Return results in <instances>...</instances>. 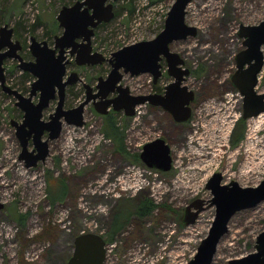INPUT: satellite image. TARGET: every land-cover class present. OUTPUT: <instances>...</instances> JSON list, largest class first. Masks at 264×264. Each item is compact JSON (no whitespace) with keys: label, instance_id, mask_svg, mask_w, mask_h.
I'll use <instances>...</instances> for the list:
<instances>
[{"label":"rangeland","instance_id":"obj_1","mask_svg":"<svg viewBox=\"0 0 264 264\" xmlns=\"http://www.w3.org/2000/svg\"><path fill=\"white\" fill-rule=\"evenodd\" d=\"M74 1L0 0V26L8 22L16 27L19 34L14 38L28 47L32 35L53 42L62 32L56 20L59 10ZM174 2L117 0L118 15L97 29L94 49L110 57L125 45L155 38ZM262 20L264 0H192L186 22L198 32L171 43L190 69L184 83L196 93L190 104L192 114L178 122L168 110L148 102L138 105L132 116L123 110L110 112L125 132L129 154L118 151L104 135V115L89 104L85 124L64 122L60 137L51 141L46 161L26 167L19 159L22 147L10 123L21 121L23 111L0 83V196L4 204L0 209V264H68L74 239L84 232L98 233L107 241L104 264H188L209 234L216 214V206L208 203L213 197L206 188L208 179L216 171L222 172V183L235 180L242 187H255L264 179V113L247 119L245 137L236 143L233 133L243 116V95L232 81L236 55L244 48L239 27ZM17 63L12 58L5 61L6 84L28 96L24 88L31 83L23 81ZM110 69L109 62L79 68L73 61L68 73L77 70L84 81L95 85ZM172 80L163 77L160 86ZM151 82L150 73L126 74L122 80L135 95L147 94ZM69 88L65 107L85 98L80 82ZM256 90L264 92V65ZM38 98L39 93L33 100ZM56 106L57 99L52 100L44 110L45 119ZM158 137L171 145L173 161L168 171L133 157ZM47 170L52 171V181L66 178L69 187L67 197L54 204L47 196ZM146 199L155 204L152 211L136 213L135 206ZM199 199L205 209L195 223L186 225V207ZM13 210L25 214V221L18 222ZM127 211L132 215L124 228L108 240L114 216ZM263 230L264 201L238 211L212 264H229L255 251L256 238Z\"/></svg>","mask_w":264,"mask_h":264},{"label":"water","instance_id":"obj_2","mask_svg":"<svg viewBox=\"0 0 264 264\" xmlns=\"http://www.w3.org/2000/svg\"><path fill=\"white\" fill-rule=\"evenodd\" d=\"M116 0H79L73 5H63L56 18L63 33L56 36L55 45L46 40L40 41L31 36L29 49L34 60H26L20 54L22 43L14 38V27L9 23L0 26V83L3 91L16 98V106L23 111L21 121L12 119L15 135L21 144L20 160L26 167H36L45 162L50 154V141L59 138L64 122L69 125L83 126L84 112L90 102H94L96 111L105 115L112 106L115 111H124L127 116L136 113L140 104L152 103L168 110L178 122L187 121L191 114V103L195 91L184 82L190 69L180 53L172 51L174 41L195 36L197 27L186 22L187 7L192 0H175L165 19L163 30L153 39L142 40L125 45L114 51L108 58L112 67L106 77L100 76L96 84L97 91L89 83H84L86 97L75 107L66 108V88L70 84L82 81L77 71L68 73L70 57L75 56L78 65L103 63L107 58L103 53L93 51L92 37L95 28L108 23L115 17ZM239 36L244 39V48L236 55V70L232 81L243 95V118L264 113V92L256 90L259 73L264 65V20L258 24H241ZM166 57L168 73L174 77L164 94L134 95L129 86L121 83L125 74L132 76L151 73L156 81L161 75L160 60ZM18 60L22 71L31 73L35 79L29 95L6 84L4 62L6 59ZM118 92L108 99L112 92ZM39 93L37 102L33 97ZM58 98L54 112L49 118H43L51 100ZM46 132L48 136L45 138ZM32 140L34 147L29 148ZM140 158L151 168L168 171L172 168L171 147L163 137H158L143 145ZM222 172L216 171L207 181L213 197L209 205L216 206V214L209 234L201 241L197 253L188 264H212L221 238L229 230L232 217L243 209L251 208L264 201V179L255 187H242L235 180L222 183ZM203 200H197L186 207L184 222L195 223L205 209ZM4 206L0 196V209ZM194 207L195 210H191ZM104 237L94 232H84L74 239L73 252L68 264H104L107 255ZM229 264H264V230L257 236L255 251L242 257L229 260Z\"/></svg>","mask_w":264,"mask_h":264},{"label":"trees","instance_id":"obj_3","mask_svg":"<svg viewBox=\"0 0 264 264\" xmlns=\"http://www.w3.org/2000/svg\"><path fill=\"white\" fill-rule=\"evenodd\" d=\"M117 15H118V11H116V16ZM6 23H8V22H6ZM19 23L20 22H18V25H19ZM32 26L34 27L37 25L33 24ZM32 30L33 29H31V32H33ZM15 34H16L15 37L17 38L19 33L17 32L16 27H15ZM23 43H24L23 44L24 47L22 50H26L28 47L27 46L28 44L26 42H23ZM27 54H29V51H27V53H24L22 55L24 56V58H27ZM13 67H16V66L14 65ZM201 70H203V69L201 68ZM21 77L23 78L24 82H31L32 81L31 80L32 75L28 72H21ZM13 87L16 88L15 86H13ZM24 89H26V91H30L29 87H25ZM17 90L20 91L21 89L18 88ZM104 120H105L104 125H103L104 135L114 142V144L116 145V149L118 151L127 152L129 154L130 152H128L126 150V146L124 145L125 132L122 128H120L117 125V122H116V119H114V116L111 114L104 115ZM246 122H247V119L243 118V116H241L240 119L238 120L237 124H236L238 126V128H237V126H235L237 129L233 133V136H234L233 140L236 143L245 137ZM133 157L136 161L140 160V154H138V153L133 154ZM45 177H46V184H47V196H48V199L50 200V202L52 204H54L56 201L64 200L67 197L68 190H69L66 178L56 177L55 178L56 182H55V180L52 181L53 177H52V171L51 170L46 171ZM154 206H155V204L153 202H151L149 199H146L145 201H142V202H140V204H137L135 206V212L140 214V215H146L152 211ZM13 212H14L13 213L14 218L18 222L22 223L23 221H25V217H26L25 214L20 213V212L15 211V210H13ZM131 215H132V213L130 211H127V212L117 213L114 216L108 240H113L115 234L120 232L124 228V225L126 224L127 220H129Z\"/></svg>","mask_w":264,"mask_h":264},{"label":"flooded vegetation","instance_id":"obj_4","mask_svg":"<svg viewBox=\"0 0 264 264\" xmlns=\"http://www.w3.org/2000/svg\"><path fill=\"white\" fill-rule=\"evenodd\" d=\"M77 1H79V0H76V1H74L72 4H67V5H73L74 3H76ZM117 1V0H116ZM116 1H114L113 3H114V11H115V17H116V4H115V2ZM114 17V18H115ZM113 18V19H114ZM164 19H166V18H164ZM56 20H57V18H56ZM112 21V20H111ZM57 23H58V25H59V22L57 21ZM109 23V22H108ZM108 23H101V24H99L98 25V27H96L95 28V34H96V31H97V29L98 28H100V27H102V26H105L106 24H108ZM163 24H165V20H164V23ZM11 26V25H10ZM59 28L60 29H62V32L59 34V35H61L62 33H63V28L59 25ZM57 31V30H56ZM52 32V31H51ZM53 33V32H52ZM95 34H94V36H95ZM16 34H15V28H14V36H15ZM35 36V35H34ZM56 36H58V35H55V39H54V41L53 42H51V40H48V39H45V38H43V39H39L40 41H43V40H46L48 43H49V45L50 46H54L55 45V40H56ZM93 36V37H94ZM93 37H92V39H93ZM21 43H22V46L24 47V43L21 41ZM173 43V42H172ZM30 45V44H29ZM92 46H93V42H92ZM23 47H22V49H23ZM21 49V50H22ZM170 49L172 50V51H175V50H173L172 48H171V44H170ZM20 50V51H21ZM28 51H29V54H27V58H24V56L21 54V52H20V54L23 56V58L24 59H26V60H34V57H33V55L31 54V51H30V49H29V47H28ZM93 51H97L96 49H94V46H93ZM98 52H100V51H98ZM177 52V51H176ZM25 53H27V52H25ZM102 53V52H101ZM113 53V52H112ZM111 53V54H112ZM104 54V53H103ZM104 56H106L105 54H104ZM111 56V55H110ZM106 60L104 61V62H109L110 63V61L108 60V58L109 57H107L106 56ZM70 59H71V62L67 65V69H68V67H69V65L74 61L75 62V56H72V57H70ZM7 60V59H6ZM5 60V61H6ZM103 62V63H104ZM5 63V62H4ZM160 72H161V75L158 77V79L155 81L154 80V76H153V74H151V76H152V82L150 83V88H151V90L150 91H148V93L147 94H144V95H152V94H164V92H165V90H166V87L168 86V84L170 83H167V84H165V85H161L160 86V80L163 78V77H169L170 75H169V73H168V61H167V59H166V57H162L161 58V60H160ZM18 64V63H17ZM99 64H102V63H99ZM79 68H82V67H85V66H94V65H98V64H92V65H78V64H76ZM110 65H111V63H110ZM5 67V66H4ZM111 67H112V65H111ZM182 67H185L184 65H182ZM20 71L21 72H27V71H22L21 69H20ZM74 71H77V70H74ZM70 72H72V71H70ZM69 72V73H70ZM78 72V71H77ZM110 72V71H109ZM29 73V72H28ZM31 74V73H30ZM78 74H79V72H78ZM32 75V74H31ZM108 75V74H107ZM126 75V74H125ZM124 75V76H125ZM79 76L81 77V75L79 74ZM32 77H34L33 75H32ZM100 77V76H99ZM98 77V78H99ZM82 78V77H81ZM34 79H35V77H34ZM124 79V78H123ZM122 79V80H123ZM33 82V81H32ZM32 82H30L31 84H32ZM81 83V89L82 90H84V92H85V97H86V88H85V86H84V83L86 82V81H84L83 79H82V81L80 80V81H78V82H76V83H74V84H77V83ZM86 83H89V82H86ZM97 83H98V79H97ZM96 83V84H97ZM121 83H122V81H121ZM74 84H70V85H68L67 86V88H66V94H67V89L69 88V90L73 87V85ZM89 84H91V83H89ZM96 84L95 85H93V84H91L92 86H93V88H94V91H97V88H96ZM123 84V83H122ZM154 87V88H153ZM14 88V87H13ZM130 88V87H129ZM30 90H31V86H30ZM21 92V91H20ZM29 93H30V91H29ZM130 93L131 94H134V93H132L131 92V89H130ZM118 95V92L117 91H115V92H112V93H110L109 95H108V99H113V98H115L116 96ZM135 95V94H134ZM195 95H196V93H195ZM57 99V101H58V98H56ZM53 100H55V99H53ZM65 100H66V98H65ZM34 101V100H33ZM52 101V100H51ZM82 101V100H81ZM80 101V102H81ZM35 102V101H34ZM79 102V103H80ZM51 103V102H50ZM78 103V104H79ZM77 104V105H78ZM90 105H91V109L93 110V111H96V108H95V105H94V102L92 101V102H90L89 103ZM88 104V105H89ZM150 104V103H149ZM50 105V104H49ZM77 105H74V106H69V107H66V108H71V107H75V106H77ZM66 106V105H65ZM47 108V107H46ZM191 109H192V107H191ZM97 112V111H96ZM110 112H117V111H115V110H113V108H112V106H110L109 107V111H108V113L107 114H109ZM85 113V112H84ZM98 113V112H97ZM24 114V113H23ZM107 114H105V115H107ZM50 115V114H49ZM23 116V115H22ZM43 118H44V113H43ZM49 118V117H48ZM45 119V118H44ZM47 120V119H46ZM64 126V125H63ZM47 134V135H46ZM46 134H45V138L48 136V133L46 132ZM60 137V136H59ZM165 139V138H164ZM166 140V139H165ZM52 141V140H51ZM51 141H50V145H51ZM167 141V140H166ZM167 143H168V141H167ZM169 144V143H168ZM30 145L32 146V148L34 147V145H33V142H32V140H30L29 141V148H30ZM170 145V144H169ZM170 147H171V145H170ZM31 148V149H32ZM171 152H172V149H171Z\"/></svg>","mask_w":264,"mask_h":264},{"label":"bare ground","instance_id":"obj_5","mask_svg":"<svg viewBox=\"0 0 264 264\" xmlns=\"http://www.w3.org/2000/svg\"><path fill=\"white\" fill-rule=\"evenodd\" d=\"M263 113V112H262ZM261 114V113H260ZM260 114H258V115H260ZM258 115H256V116H258ZM256 116H252V117H256ZM251 118V117H250ZM249 119V118H248Z\"/></svg>","mask_w":264,"mask_h":264}]
</instances>
